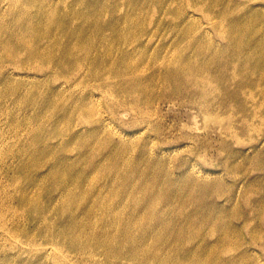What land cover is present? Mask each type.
<instances>
[{"label": "rangeland", "instance_id": "1", "mask_svg": "<svg viewBox=\"0 0 264 264\" xmlns=\"http://www.w3.org/2000/svg\"><path fill=\"white\" fill-rule=\"evenodd\" d=\"M49 2L40 19L54 15L53 28L63 22L62 12L70 21L71 9L87 15L99 8L100 16L110 0ZM228 6L218 27L205 23L204 11ZM26 7L36 15L48 5L34 0ZM107 13L114 29L87 34L107 41L101 52L91 43L88 52L79 44L76 57L48 51L39 70L17 68L0 52V264H54L51 257L32 258L43 246L61 254V264H88L82 252H65L69 243L60 250L40 236L32 242L31 234L55 229L50 220L66 216L65 201L76 202L74 210L99 203L93 216L108 221L103 209L118 205L114 194L124 180L132 193L137 189L140 203L122 207L134 225L127 236L157 239L148 243L158 257L150 264H159V257L164 264H264V0H136ZM19 18L9 0L0 2V38ZM73 22L90 27L83 19ZM96 54H111L120 67L131 57L115 80L129 85L61 84L98 69ZM145 63L151 67L137 70ZM62 64L68 66L54 70ZM188 82L200 85L194 86L204 91V103ZM29 91L36 93L31 99L24 96ZM69 108L96 113L84 120ZM68 137L79 140L68 143ZM145 190L164 219L150 233L156 215L146 212ZM71 192L76 199L68 200ZM35 209L51 213L33 218Z\"/></svg>", "mask_w": 264, "mask_h": 264}, {"label": "bare ground", "instance_id": "2", "mask_svg": "<svg viewBox=\"0 0 264 264\" xmlns=\"http://www.w3.org/2000/svg\"><path fill=\"white\" fill-rule=\"evenodd\" d=\"M1 1L5 0H0V2ZM33 1L34 0H9L12 7L18 10V15H20V18L19 22L15 23V28L8 30V32L5 33L6 35L0 38V52H2L1 56L12 60V63L20 69L28 68L30 70H39L42 66H38V60L39 58L44 60L41 54L44 55V53H48V51H55L59 54H65L67 56L73 55L74 57H76L75 54L80 51L79 44L84 47L86 43L96 44L98 45V50L101 52L103 48L108 45L107 41L103 40L101 43H98V41L92 40V37L90 35H87L88 31H91L92 34L96 36V34H103L106 29H114L112 28L113 26L111 25V23L107 22L109 21L107 10L117 4H120L122 6L136 4V0H110L109 4L104 3L105 5L103 6L107 7L104 9V13H102L100 16L97 12L98 10H100L99 8L89 10L87 12V15H82L81 12L76 13L73 9H71L73 21H76L77 19H83L86 24L90 23V27L88 26V24V28L75 27L73 25L74 22L70 21V18L67 17L64 12H62L65 15L62 19L63 22L59 25H55L52 28L49 25L51 23L50 20L53 18L54 15H52L51 17H47L43 21H41L40 19V17L45 14V9L52 8L50 6L49 0H46L48 7L42 8L41 11L38 10V13H36V15H29L26 5L32 3ZM74 2L76 3V5H78L80 3V0H74ZM229 7L230 6L224 8L222 11H220V8L215 11H204L203 13H205V15L203 16L205 18L204 21H206L205 23H211V26L218 27L217 19L223 18L229 10ZM184 13H187V11H184ZM84 16L85 18H83ZM96 16H99V18ZM10 18H12V16ZM28 18H30L34 23L29 22ZM40 23H42V25ZM115 24H117V22H115L114 25ZM60 35L62 38H59L58 41H54V44L45 43L51 37H60ZM115 36L118 37V34L116 33L114 37ZM86 48L87 47H85L84 50L88 52V49ZM85 58H82V60L85 61ZM86 59V63L90 61V58ZM94 59L95 61H101L102 63L101 66L97 67L98 69L92 67L86 75H79L77 79L73 81H70L69 79L64 80L61 82V84L65 83L69 87L68 89H70V87L92 84V87L94 89L101 90L116 87L125 88L129 85L130 82L127 81V79L121 82H117L115 80L117 77H121L124 75L125 65H128L130 63L131 57L124 58V64L121 67L118 66L116 59H112L111 54L106 55L104 58H101L98 54H96ZM94 59L92 58V61ZM159 61L160 59L156 58L154 60V65H157ZM76 62L81 64V61L77 60ZM149 65V63L142 64L138 67L137 70L142 71L147 66L151 67ZM57 66L54 67L55 71H57V68L58 70H63L68 65L62 64L58 67ZM27 76L30 77V75ZM182 78H185V76H182ZM189 85L191 86L190 88H188V91L192 93L198 101L202 100V102L204 103V91H200L194 86L200 85L194 82L189 83ZM26 90L27 89H25V91ZM35 94L36 93L34 91H29L24 96H27L28 99H31L34 97ZM69 110V114L72 113L73 115L78 116L84 120H86V118H89L90 116L93 117L96 113L92 110V108H76L73 110L72 108H69ZM204 116H206V114H204ZM100 120L101 118L99 117L98 119H89L86 122L88 123L95 121L98 123V121ZM93 125L94 124H92L91 127H93ZM67 140L68 143H70L72 141H78L79 139L68 137ZM133 191L135 192L132 193V191L130 190V183L128 180H124L121 183V187L116 189L114 194L119 198L118 205L115 207L105 206V209H103V217H106L108 219V221L105 222H103L102 219L93 216L98 214V212L101 210V206L99 205V203H95L90 206L84 205V207H82L81 209L77 207L74 210L73 208L76 206V202L71 205H68L67 201H65V205L62 206L61 211L66 216L63 215L64 218L62 220H50V223L55 226V229H51L49 228V226H46L44 230L39 229L35 233L31 234L30 239L32 242H35L39 240L38 237L40 236V238L46 239L49 241V243H53L54 245H56L60 250L64 248L65 244L69 243V248H66L67 251L65 252L74 253V250H76L77 252H82L84 257V260L82 259V261L88 264H150L149 260H158L157 255L152 252L149 248L150 244L155 243L157 239L154 240L155 242H148L146 240L143 241L142 239H134L130 236H127L128 230H131L134 225H131L129 223V218L123 215L121 211L123 205H125L126 203L132 204L134 209L136 208V205L138 206L140 204L137 203V189L133 188ZM151 192V190H145L142 194V201L147 203L146 212L151 213V215L152 213L156 215L155 223L152 224L149 230H146L149 233L156 230L160 226L158 223L164 220L162 219L163 211H160L154 207H150L153 204L152 201L155 200V197H153ZM64 195H66V192L64 193ZM162 198L156 200L155 203L161 201ZM73 199H76L75 193L71 192L68 200ZM41 210L45 212L42 214L40 210L35 209L33 212L34 215L32 217L36 218L38 216H44V218H47L48 215L51 213L50 209ZM78 210H80V212L84 216L87 215L89 220H83L82 218H80ZM90 211H93L92 213L94 214H91ZM120 216H122V219L118 222ZM36 220L39 221V219ZM96 221L102 224L99 231L95 228L94 225V222ZM116 222L118 224L116 229H114ZM48 250L49 249H47L46 246L38 247L36 248V251L33 252L32 258H35L39 255L41 258L51 257L54 264H61V254H52L48 252ZM147 256L150 257L148 258ZM62 262V264H76L74 261L71 260H69V263L64 261ZM165 262L166 261L164 259H161L159 257V264H164Z\"/></svg>", "mask_w": 264, "mask_h": 264}]
</instances>
